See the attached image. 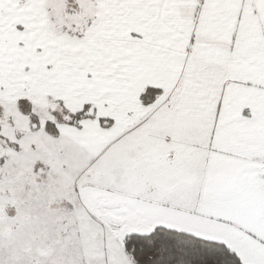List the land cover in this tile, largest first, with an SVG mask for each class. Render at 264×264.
Wrapping results in <instances>:
<instances>
[{
	"label": "snow or ice",
	"instance_id": "1",
	"mask_svg": "<svg viewBox=\"0 0 264 264\" xmlns=\"http://www.w3.org/2000/svg\"><path fill=\"white\" fill-rule=\"evenodd\" d=\"M0 264H264V0H0Z\"/></svg>",
	"mask_w": 264,
	"mask_h": 264
}]
</instances>
